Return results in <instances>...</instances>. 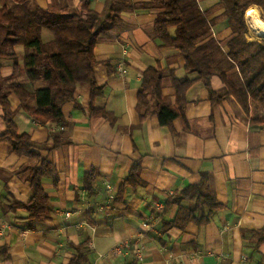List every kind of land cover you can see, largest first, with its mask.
I'll return each mask as SVG.
<instances>
[{
  "label": "crops",
  "instance_id": "0c3cea01",
  "mask_svg": "<svg viewBox=\"0 0 264 264\" xmlns=\"http://www.w3.org/2000/svg\"><path fill=\"white\" fill-rule=\"evenodd\" d=\"M82 1L66 0L76 9ZM107 1L91 0V7L103 13ZM130 1L143 4L153 0ZM50 2L37 0L44 8ZM197 2L209 20L219 19L199 43L216 39L221 65L229 74H237L239 68L226 57L235 37L224 17L226 8L221 0ZM252 6L264 20V0H253L245 13L250 26L246 40L262 41L264 37L252 29L247 18ZM123 15L122 26L100 35L93 57L101 87L94 103L111 112L114 123L109 117L93 114L88 85H80L76 92L81 107L69 102L64 107L65 122L47 124L35 121L19 96L6 91L19 132L31 135L39 157L20 156L8 142L0 145V249L7 254L0 255V264H69L75 253L73 245L83 243H87L86 264H264V243L258 246L253 235L264 227V106H252L249 113L234 96L214 103L206 81L199 80L187 92L185 119H176L171 128L162 126L156 114L142 121L138 101L144 71L161 63L183 78L187 61L177 48L155 37L158 10L140 7ZM175 30L171 29L172 35ZM54 38L50 29L43 30L46 42ZM16 50L17 66L10 59L3 62L7 83H21L31 91L44 87V82L32 81L25 70L26 46L17 45ZM121 63L124 70L119 68ZM212 87L219 94L228 92L218 75L213 76ZM163 92L168 104L174 105L176 88L169 73ZM153 105L156 109L157 104ZM255 116L259 120L254 122ZM6 130L0 104V135ZM56 138L69 142L50 149ZM45 160L54 165L57 175V181L51 176L43 179L52 210L32 222L26 209L11 206L16 201H31L29 171ZM138 161L144 184L127 186L124 199L117 201L124 180ZM93 168L98 169L99 177L90 192L85 176ZM205 182L223 208L208 224L191 222L185 229L173 227L165 232L163 221L175 220L179 206L158 214L155 203L166 206L176 192ZM150 216L159 217L158 231L145 240L144 261H138L132 252L101 257L118 242L134 237Z\"/></svg>",
  "mask_w": 264,
  "mask_h": 264
},
{
  "label": "trees",
  "instance_id": "16d2710c",
  "mask_svg": "<svg viewBox=\"0 0 264 264\" xmlns=\"http://www.w3.org/2000/svg\"><path fill=\"white\" fill-rule=\"evenodd\" d=\"M252 2L221 0L220 3L226 8L224 17L235 35L229 43L226 57L239 71L237 74H229L217 56L218 50H221L218 41L211 39L207 43H199L209 35L212 25L219 19L209 20L197 0H153L143 4L130 0H108L103 13L91 7V0H83L78 9L72 8L66 0H51L46 8L39 6L37 0H0V104L7 125V130L0 135V145L8 142L20 156L39 157L34 149L37 144L31 135L19 132L7 90L19 96L24 109L35 121L47 124L51 121L65 122L64 107L69 102H75L77 107H81L76 92L80 85H88L92 90L93 114L109 117L114 123L116 117L105 109L97 108L94 103L97 93L101 91L95 78V48L101 34L124 24V12L140 7L158 10L155 37L162 39L167 46L177 48L179 55L187 61L186 76L183 78H178L175 70H168L161 63L144 71L138 101L142 121L156 114L162 126L171 128L176 119H185L187 92L199 80L206 81L214 103L234 96L249 113L252 106L255 109L264 106V40H246L250 26L245 13ZM45 28L54 33L53 40L46 42L43 39ZM172 28L176 29L174 35L171 34ZM17 45L26 46L29 52L25 57V70L29 78L35 82H44V87L31 91L21 83H7L3 62L10 59L15 66L19 64ZM167 73L176 88L174 105L168 104V98L163 92ZM194 73L198 76L190 78L189 75ZM215 75L226 83V94H219L213 89L212 78ZM154 103L157 104L156 109ZM258 118L255 116L253 121ZM67 142L69 140L56 138L53 145L48 147L56 148ZM141 170L142 163L138 161L124 180L117 201L124 199L127 186L137 188L144 184ZM29 172L33 197L29 203L16 201L11 208L26 209L30 221L35 222L52 210L43 179L51 176L57 181V175L54 165L46 160ZM98 177L97 168L87 172L85 185L90 192H94ZM184 201L189 204L184 205ZM172 205L179 206V214L173 221H163L165 232L173 227L185 229L191 222L208 224L216 211L223 208L207 182L192 184L176 192L166 201L165 212ZM253 235L258 240V246L264 243V227L254 231ZM86 246L87 243L73 245L75 253L69 264H86L89 261ZM0 255L7 256L4 249H0Z\"/></svg>",
  "mask_w": 264,
  "mask_h": 264
},
{
  "label": "built area",
  "instance_id": "2783aa9c",
  "mask_svg": "<svg viewBox=\"0 0 264 264\" xmlns=\"http://www.w3.org/2000/svg\"><path fill=\"white\" fill-rule=\"evenodd\" d=\"M119 68L124 70V64L121 63ZM107 190H111V185L107 184ZM113 197V196H112ZM155 209L158 214L162 213L165 209V204L162 202L155 203ZM159 217L150 216L146 217L142 224V229L132 238L122 240L115 244L108 253L101 254V257L108 256H122L130 252L138 259L144 261L146 258V243L145 240L150 238L152 234L158 231ZM1 232L3 230H0ZM246 261V257L244 259Z\"/></svg>",
  "mask_w": 264,
  "mask_h": 264
},
{
  "label": "bare ground",
  "instance_id": "6f19581e",
  "mask_svg": "<svg viewBox=\"0 0 264 264\" xmlns=\"http://www.w3.org/2000/svg\"><path fill=\"white\" fill-rule=\"evenodd\" d=\"M251 13V14H249ZM247 18L251 23V27L260 37H264V20L261 18V15L258 9L252 6L247 12ZM253 34H250V37H253Z\"/></svg>",
  "mask_w": 264,
  "mask_h": 264
},
{
  "label": "snow or ice",
  "instance_id": "6c2138e0",
  "mask_svg": "<svg viewBox=\"0 0 264 264\" xmlns=\"http://www.w3.org/2000/svg\"><path fill=\"white\" fill-rule=\"evenodd\" d=\"M249 14H251V13H249Z\"/></svg>",
  "mask_w": 264,
  "mask_h": 264
}]
</instances>
